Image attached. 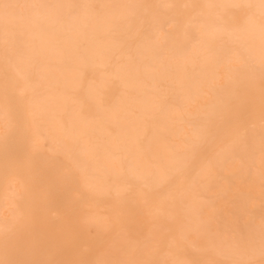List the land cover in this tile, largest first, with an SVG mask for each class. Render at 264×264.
I'll use <instances>...</instances> for the list:
<instances>
[{"label":"rangeland","instance_id":"obj_1","mask_svg":"<svg viewBox=\"0 0 264 264\" xmlns=\"http://www.w3.org/2000/svg\"><path fill=\"white\" fill-rule=\"evenodd\" d=\"M223 1L260 3L8 0L114 5H219ZM259 10L245 15L242 10L216 8L161 9L150 27L137 23L139 13L132 9H108L101 15L85 11L76 19L35 10L18 19L13 31L20 55L31 56L38 64L51 104L35 125L37 147L29 160L13 170L4 159L0 128V260L225 264L251 259L264 264L259 72L264 28ZM107 14L126 19L115 27ZM90 20L99 23L91 25ZM250 39L259 41L255 45ZM250 69L255 75L251 82ZM15 75L22 78L20 73ZM124 79L132 83L130 87ZM8 115L0 107V123ZM206 123L216 126V135L202 141L195 153H186L195 127ZM236 140L239 143L232 150H225ZM66 144L72 148L66 149ZM80 158L87 161L81 164ZM14 224L22 225L26 239L42 240V246L5 251L2 237Z\"/></svg>","mask_w":264,"mask_h":264},{"label":"snow or ice","instance_id":"obj_2","mask_svg":"<svg viewBox=\"0 0 264 264\" xmlns=\"http://www.w3.org/2000/svg\"><path fill=\"white\" fill-rule=\"evenodd\" d=\"M261 12L262 28H264V0L259 5L254 4H219V5H189V4H95V3H19L0 0V20L3 21L2 29V59L4 73L0 76V107L10 118H5L0 123L3 130V155L5 161L9 158H22L27 156L37 147L35 138V125L44 118L50 108L51 97L48 94L46 83L39 70L38 64L33 57H22L19 52L18 39L13 31L16 21L30 15L35 10H41L49 14L64 15L68 19H76L82 12H90L101 15L108 9H132L139 15L136 22L150 27L156 14L161 9H195V8H216L225 10H242L249 15L255 8ZM114 22L119 24L126 18L114 17ZM260 72V104H261V149L264 151V58L259 66ZM16 73L21 74L17 79ZM255 78L254 69L248 73L249 82ZM227 107V106H225ZM217 133L216 126L206 123L195 127L192 138L185 145L186 153H195L202 141L214 137ZM239 140L226 145L225 150H232ZM212 162L209 163V167ZM22 225L14 224L6 229L2 243L5 251L9 247L28 246L38 249L43 241L39 238L26 239L21 232ZM261 254L264 255V219L261 221ZM0 264H104L101 261H76V260H54V259H30V260H0ZM114 264H126V262H114ZM225 264H255L254 260L229 261Z\"/></svg>","mask_w":264,"mask_h":264},{"label":"bare ground","instance_id":"obj_3","mask_svg":"<svg viewBox=\"0 0 264 264\" xmlns=\"http://www.w3.org/2000/svg\"><path fill=\"white\" fill-rule=\"evenodd\" d=\"M220 1H221V0H220ZM231 1H232V0H230V2H231ZM244 1H246V0H244ZM258 1H260V0H258ZM258 1H257V2H258ZM104 2H105V1H104ZM217 2H218V1H217ZM223 2H224V1H223ZM234 2H235V1H234ZM234 2H232V3H234ZM242 2H243V1H242ZM247 2H248V1H247ZM103 4H105V3H103ZM224 4H225V2H224ZM244 4H245V3H244ZM247 4H248V3H247ZM259 11H260V10H259ZM112 13H113V12H112ZM107 15L109 16L110 14H107ZM111 15H112V14H111ZM33 16H34V15H33ZM33 16H32V17H33ZM108 16H107L106 18H105V17H104V18L107 19ZM112 16L114 17V14H113ZM115 16H116V15H115ZM34 17H35V16H34ZM113 17H111V18L113 19ZM116 17H117V16H116ZM102 18H103V17H102ZM111 18H110V16H109L108 19L111 21ZM91 19H93V18H91ZM105 19H104L103 22H105ZM44 20H45V19H44ZM39 21H40V20H39ZM45 21H46V20H45ZM45 21H44V22H45ZM71 21H72V20H71ZM90 21H91L90 24H91V23H94V24H95V22H96V23H99L98 21H95V22H94L93 20H90ZM92 21H93V22H92ZM101 21H102V19L100 20V22H101ZM106 21H107V20H106ZM110 21H108V22H110ZM0 22H1V21H0ZM34 22H35V23L37 22L36 17H35V21H34ZM2 23H3V22H2ZM31 23L33 24L32 26L35 25V23H33V22H31ZM41 23H42V21L40 22V24H41ZM47 23H48V21H47ZM47 23H46V25H47ZM72 23H73V22H72ZM247 23H248V22H247ZM17 24H18V23H17ZM36 24H37V23H36ZM40 24H39V26H40ZM99 24H102V22L99 23ZM99 24H97L96 26H98ZM112 24H114V26H115L117 23L112 22ZM112 24H111V25H112ZM15 25H16V24H15ZM41 25L44 26L45 24L43 23V24H41ZM91 25H92V24H91ZM104 25H105V24H104ZM108 25H109V24H108ZM117 25L120 26L119 24H117ZM117 25H116L115 27H118ZM1 26H2V25H1ZM36 26H37V25H36ZM70 26H71V23H70ZM89 26H90V25H89ZM93 26H94V25H93ZM245 26H247V25L245 24ZM249 27H250V25H249ZM249 27H248V29H249ZM98 28H99V27H98ZM102 28H104L103 24H102ZM113 28H114V27H113ZM192 28H193V27H192ZM216 28H218V27H216ZM114 29H115V28H114ZM194 29H196V28L194 27ZM194 29H192V31H193ZM245 29H246V28H245ZM99 30H103V29H101V26H100ZM106 30H107V29H106ZM110 30H112V29H110ZM110 30H109V31H110ZM198 30H199V29H198ZM200 30H203V29H200ZM256 30H257V29H256ZM192 31H191V32H192ZM194 31H197V30H194ZM194 31H193V33H194V34H197V33H195ZM205 31H206V30H205ZM213 31H214V30H213ZM213 31H212V32H213ZM243 31H244V30H242V33H243ZM246 31H247V30H246ZM249 31H250V29H249ZM249 31H248V32H249ZM200 32H201V31H200ZM248 32H247V33H248ZM255 32H256V31H255ZM258 32H262V30H261V31H258ZM103 33H104V32H103ZM203 33H204V32H203ZM203 33H202V35H203ZM209 33H210V32H209ZM240 33H241V32H240ZM240 33H239V34H240ZM244 33H245V31H244ZM262 33H264V32H262ZM198 34H199V33H198ZM204 34H205V33H204ZM256 34H257V32L254 33L255 36H256ZM200 35H201V33H200ZM236 35H237V34H236ZM240 35H241V34H240ZM240 35H239V36H240ZM243 35H244V34H243ZM254 35H252V36H254ZM260 35H263V34H259V36H260ZM209 36H210V35H209ZM237 36H238V35H237ZM241 36H242V35H241ZM259 36H258V37H259ZM263 36H264V35H263ZM200 37H201V36H200ZM200 37H199V38H200ZM243 37L245 38V36H243ZM261 37H262V36H260V38H261ZM197 38H198V37H197ZM244 38H243V39H244ZM142 39H143V38H142ZM200 39H202V41H203V38H202V37H201ZM206 39H207V38H206ZM246 39H247V38H246ZM256 39H257V38H256ZM238 40L241 41L242 39L240 38V39H238ZM251 40H253V39H250V42H251ZM139 41H140V40H139ZM146 41H147V40H146ZM146 41H144V42H146ZM199 41H200V40H199ZM239 41H238V43H239ZM255 41H256V40H255ZM258 41H259V40H258ZM258 41H256V42L258 43ZM262 41H263V40H260L259 43H262ZM45 42H46V41H45ZM111 42H112V41H111ZM144 42H143V43H144ZM147 42H149V41H147ZM147 42H146L144 45H146ZM206 42H208V41H206ZM242 42L245 43V41H242ZM242 42H240V44H242ZM256 42H254V40H253V43H255V45H257ZM263 42H264V41H263ZM46 43H47V42H46ZM112 43H113V42H112ZM138 43H139V42H138ZM148 44H149V43H148ZM200 44H201V42H200ZM200 44L198 43V45H200ZM139 45H141V44H139ZM202 45H204V43H203ZM202 45H200V46L203 47ZM249 45H250V44H249ZM252 45H253V44H252ZM252 45H251V46H252ZM146 46H147V45H146ZM146 46H145V47H146ZM262 46H263V45H262ZM262 46H261V47H262ZM104 47H105V46H104ZM104 47H103V48H104ZM106 47H107V46H106ZM141 47H142V46H141ZM145 47L143 46V48H145ZM147 48H148V46H147ZM147 48H145V51L147 50ZM106 49H107V48H106ZM108 49H109V48H108ZM134 49H135V48H134ZM140 49L143 50L142 48H140ZM197 49H199V47H198ZM261 49H262V48H261ZM263 49H264V47H263ZM136 50H138V47H137ZM204 50H205V49H204ZM99 51L102 52V53H104L103 50L101 51V49H100ZM99 51H98V53H99ZM145 51H143L144 53L141 51V52L143 53V55L145 54ZM147 51H148V50H147ZM147 51H146V52H147ZM196 51H197V50H195V52H196ZM261 51L263 52V50H261ZM137 52H138V51H137ZM200 52H201V51H200ZM203 52H204V51H203ZM102 53H101L100 55H102V56H104V57H107V56H105V55L102 54ZM138 53H139V52H138ZM142 53H140V54L142 55ZM251 53H252V52H251ZM147 54H148V53H147ZM138 55H139V54H138ZM145 55H146V54H145ZM139 57H141V56H139ZM142 57H143V56H142ZM101 58L103 59V57H101ZM102 59H101V60H102ZM104 59H106V58H104ZM102 61L105 62V60H102ZM127 61H128V59H127ZM127 61H126V62H127ZM205 61H207V60L205 59ZM203 62H204V61H203ZM127 63H128V62H127ZM127 63H126V64H127ZM207 63H208V62H207ZM208 65H209V64H208ZM204 66H205V65H204ZM122 68H123V67H122ZM120 69H121V68H120ZM121 71H123V69H121ZM119 72H120V70L118 69L117 73H119ZM123 72H124V71H123ZM126 72H127V71H126ZM178 72H180V71L178 70ZM127 73H128V72H127ZM160 73H162V72H159V74H160ZM181 73H182V72H181ZM184 73H185V72H184ZM122 74H123V73H122ZM175 74H176V73H175ZM125 75H126V74H125ZM162 75H165V74H162ZM162 75H160V76H162ZM179 75H180V74H179ZM185 75H186V74H185ZM119 76L121 77V73H120ZM169 76H171V75H169ZM172 76H173V74H172ZM176 76H177V75H176ZM176 76H175V77H176ZM124 77H125V76H124ZM178 77H180V76H178ZM125 78H126V77H125ZM127 79L129 80L130 78H127ZM177 79H178V78H177ZM179 79H180V78H179ZM183 80H184V79H183ZM124 81H126L125 83L127 84L128 87H130L129 85H130L131 82H128V81L125 80V79H124ZM130 81L134 82V81L132 80V78L130 79ZM180 82H183V81H180ZM128 83H129V85H128ZM135 83H136V82H134V84H135ZM177 83H178V82H177ZM131 84H132V83H131ZM136 85H137V88H138V84H136ZM181 85H182V84H181ZM125 86H126V85H125ZM131 87H134V85L131 86ZM182 87H184V86L182 85ZM134 88H135V87H134ZM137 88H136V90H137ZM138 90H139V89H138ZM145 105H147V104H145ZM149 105H150V102H149ZM145 107H146V106H145ZM148 107H149V106H147V108H148ZM150 107H151V106H150ZM8 116H9V115H8ZM9 117H10V116H9ZM9 117H8V118H9ZM112 122L114 123V121H112ZM40 127H41V125H39V128H40ZM43 127H45V126L43 125ZM36 128H37V127H36ZM39 128H38V131H39V130H42V127H41V129H39ZM99 129H101V128H98V129H96V130H99ZM83 130H84V129H83ZM87 130H88V129H87ZM87 130H85V131H87ZM38 131H37V129H36V132H38ZM91 131L93 132V130H91ZM91 131H90V132H91ZM105 131H106V130H105ZM39 132H40V131H39ZM41 132H42V131H41ZM43 132H45V130H44ZM90 132H89V133H90ZM94 132H97V131L94 130ZM101 132H102V131L100 130V133H101ZM103 132H104V130H103ZM103 132H102V135H103ZM87 133H88V132H87ZM104 133H106V132H104ZM41 134H45V133H41ZM80 134H83V133L80 132ZM90 134H91V133H90ZM47 135H49V134H47ZM56 135H57V133H56ZM68 135H69V133H68ZM68 135H66V136H68ZM49 136H51V135H49ZM54 136H55V135H54ZM62 136H63V135H62ZM69 136H70V135H69ZM57 137H58V136H57ZM57 137H56V138H57ZM50 138H51V137H49V139H50ZM61 138H62V137H61ZM64 138H65V136L63 137V141H64ZM52 139H53V138H51V140H52ZM59 139H60V138H59ZM42 140H43V138H42ZM44 140H45V139H44ZM65 140H66V139H65ZM69 140H70V139H69ZM71 140H72V139H71ZM71 140H70V142H71ZM37 141H38V140H37ZM45 141H46V140H45ZM60 141H61V140H60ZM81 141H82V139H81ZM154 141L156 142V140H154ZM52 142H54V140H53ZM58 142H59V141H58ZM64 142H65V141H64ZM82 142H83V141H82ZM82 142H81V143H82ZM42 143H43V142H42ZM60 143L63 144V142H59V144H60ZM66 143H67V142H66ZM74 143H75V142H74ZM84 143H86L85 140H84L83 144H84ZM95 143H96V142H95ZM152 143H153V141H152ZM158 143H159V142H158ZM49 144H50V143H49ZM49 144H48V145H49ZM54 144L56 145V142H55ZM83 144H81V146H82ZM149 144H150V143H149ZM153 144L155 145V143H153ZM40 145H41V144H40ZM52 145H53V144H52ZM66 145H67V144H66ZM69 145H70V144H69ZM69 145H67L65 148L67 149V147H68ZM94 145H95V144H94ZM94 145H93V146H94ZM96 145H97V143H96ZM96 145H95V146H96ZM56 146H57V145H56ZM62 146H63V145H62ZM64 146H65V144H64ZM70 146H71V145H70ZM83 146H85V145H83ZM86 146H87V145H86ZM149 146H152V145H149ZM48 147H49V146H48ZM57 147H59V146H57ZM74 147H75V146H74ZM88 147H89V146H87V150H88ZM53 148H54V146H53ZM63 148H64V147H63ZM69 148H70V147H69ZM71 148H72V146H71ZM76 148H77V147H76ZM79 148H80V147H79ZM91 148H92V147H91ZM94 148H95V147H93L92 150H93V152L95 153ZM149 148H150V147H149ZM154 148H155V147H154ZM49 149H51V148H49ZM57 149L60 150L61 147H60V148H57ZM85 149H86V147H85ZM55 150H56V148H55ZM68 150H70V149H68ZM89 150H91V149L89 148ZM89 150H88V151H89ZM60 151H61V150H60ZM62 151H63V150H62ZM81 151H82V150H81ZM83 151H84V150H83ZM85 151H86V150H85ZM85 151H84V154H87L88 151H87L86 153H85ZM75 152H76V151H75ZM96 152H97V151H96ZM66 153H67V152H66ZM68 153H69V152H68ZM76 153H77V152H76ZM78 153H79V152H78ZM88 153H89V152H88ZM98 153H99V151H98ZM84 154H82V155H84ZM91 154H92V153H91ZM75 155H76V154H75ZM79 155H80V154H79ZM89 155H90V154H89ZM97 155H98V154H97ZM92 156H93V154H92ZM92 156H91V157H92ZM76 157H77V155H76L74 158H76ZM83 157L86 158V157H88V155H85V156H83ZM99 157H100V156H99ZM101 157H102V156H101ZM78 158H79V156H78ZM78 158H77V159H78ZM104 158H105V157H104ZM4 159H5V158H4ZM81 159H82V160H81ZM99 159H100V158H99ZM102 159H103V157H102ZM25 160H29V154H28L27 156L22 157V158H9L6 162H7L8 166L10 167V170H13L16 166L22 164V162L25 161ZM80 160H81V164L83 163V161H87V159H86V160H83V158H80ZM80 160H79V161L77 160V161L80 163ZM100 161H102L101 163L103 164L104 161L101 160V159H100ZM97 162H98V161H97ZM79 163H78V164H79ZM84 163H85V162H84ZM87 163H88V162H87ZM98 164H99V162H98ZM102 164H101V165H102ZM32 165H33V161L31 160V162H30V166H32ZM58 165H59V163H58ZM84 165H85V164H84ZM89 165H90V164H89ZM92 165H93V164H92ZM105 165L107 166L106 161H105ZM86 166H87V165H86ZM86 166H84V167H86ZM95 166H96V164H95ZM103 166H104V165H103ZM77 167H79V166H77ZM80 167H81V166H80ZM91 167H92V166H91ZM88 168H89V167H88ZM93 168L96 170L97 167H92V169H93ZM103 168H105V167H103ZM81 169H83V167H82ZM92 169H88V171H89V170H92ZM97 169H98V168H97ZM83 170H84V169H83ZM36 172H37V171H36ZM96 172H97V171H96ZM93 174H94V173H93ZM93 174H91V175H93ZM95 174L97 175L98 173H95ZM91 175L89 176L90 178H91ZM10 182H11V181H10ZM75 182H76V181H75ZM91 182H92L91 185H94L95 183L93 184V182H96V181H93V180L91 179ZM88 183H89V182H88ZM0 184H1V183H0ZM52 184H53V183H52ZM6 185H9V184H6ZM12 185H13V184H11V186H12ZM22 185H23V184H22ZM85 185H86V184H85ZM88 186H90V185L88 184ZM88 186H87V188H89ZM7 187H8V186H7ZM9 187H10V185H9ZM16 187H17V186H16ZM19 187H20V186H19ZM12 188H13V187H12ZM5 189H8V188L5 187ZM8 190H9V189H8ZM10 190H11V189H10ZM10 190H9V191H10ZM17 190H18V189H17ZM17 190H16V193L18 192ZM19 191H20V190H19ZM13 192H14V191H13ZM11 193H12V190H11ZM21 193H22V192H21ZM13 194H15V193H12V195H13ZM47 195H48V194H47ZM108 195H109V194H108ZM48 196H49V195H48ZM48 196H47V197H48ZM67 196H68V195H67ZM14 197H15V195H14ZM42 198H43V197H42ZM15 201H16V200H15ZM173 203H174V202H173ZM84 205H85V204H84ZM17 212H18V210H17ZM20 213H21V212H20ZM17 214H19V213H17ZM83 219H84V217H83ZM85 219H86V218H85ZM94 220H95V219H94ZM95 221H96V220H95ZM95 221H94V222H92V221L90 222V221H89V222H90L91 224H92V223L94 224ZM180 222H181V221H180ZM91 224H90V225H91ZM1 225H2V224H1ZM0 227L2 228L3 226H0ZM143 235H144V234H143Z\"/></svg>","mask_w":264,"mask_h":264}]
</instances>
